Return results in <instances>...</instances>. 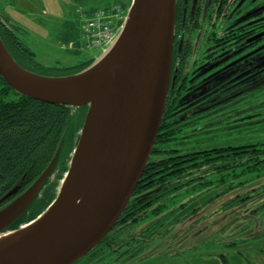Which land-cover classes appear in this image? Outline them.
Wrapping results in <instances>:
<instances>
[{
	"label": "water",
	"instance_id": "95a60500",
	"mask_svg": "<svg viewBox=\"0 0 264 264\" xmlns=\"http://www.w3.org/2000/svg\"><path fill=\"white\" fill-rule=\"evenodd\" d=\"M175 3L131 0L102 54L68 75H40L21 67L0 38V76L14 91L50 104L87 106L68 168L48 206L32 220L8 229L33 201L59 147L38 179L0 208L3 234L30 223L53 205L34 231L0 248V264H72L100 242L119 218L143 173L163 117ZM86 89L95 92V104L80 98ZM68 173L73 177L63 193ZM16 190L10 189L0 202Z\"/></svg>",
	"mask_w": 264,
	"mask_h": 264
},
{
	"label": "flooded vegetation",
	"instance_id": "af4514ba",
	"mask_svg": "<svg viewBox=\"0 0 264 264\" xmlns=\"http://www.w3.org/2000/svg\"><path fill=\"white\" fill-rule=\"evenodd\" d=\"M263 45L264 0H176L167 92L169 103L166 107V116L173 124L171 128L180 130L179 134L185 138L201 132L206 127L198 125L200 119L212 116L221 108L220 105L235 102L234 98L245 96L247 92L250 96L252 90L262 88ZM57 175L58 169L52 171L44 187L53 184ZM209 187H205L206 191L214 188ZM16 189L2 202L7 204L23 192L20 185ZM160 189L161 186H154L134 197L133 192L121 215L100 242L72 264H127L137 257L140 260L142 254L149 257L167 249L169 252L165 254L174 256L176 251L170 252L171 249L179 248L180 251L184 243L194 241L183 252L196 251L202 247L203 239L214 235L217 242L222 241L226 248H233L232 254L242 255L244 261L240 264H257L238 249L244 245H234L236 240L232 238L238 230L230 232L233 234L225 239L223 236L226 234L219 235L221 229L229 224L230 213L224 212L232 208L230 199L220 208L208 212L212 216L211 221L195 215L201 206L221 194L200 201L203 188L179 201L169 198L161 212L150 214L164 200L146 206L151 199L145 197L158 195ZM256 235H261V232L253 231L252 236ZM219 236H222L220 240ZM210 254L217 258L220 256V264H226L224 255L212 250ZM260 254L264 264V253Z\"/></svg>",
	"mask_w": 264,
	"mask_h": 264
},
{
	"label": "trees",
	"instance_id": "16d2710c",
	"mask_svg": "<svg viewBox=\"0 0 264 264\" xmlns=\"http://www.w3.org/2000/svg\"><path fill=\"white\" fill-rule=\"evenodd\" d=\"M130 2L131 0H128V7ZM19 30L17 25L0 13V38L5 48L21 67L29 71L40 75L63 76L80 71L93 60L91 58L69 67L44 66L35 60L33 52L19 37ZM167 98L151 154L133 197L154 186H161L160 191L157 192L158 195L152 194L145 197V199H151L146 206H152L158 200H164L150 212V214H158L163 210L165 201L169 198L178 199L188 191L195 193L201 188H203L201 192L203 193L206 191L205 187L209 185V188L221 187L219 189L221 192L217 194H226L237 188L253 183L258 184L262 181L246 193L235 195L230 201L232 205H246V208L249 207L247 203H250L252 198L264 195V142L180 152L178 148L171 145L178 139L180 130L176 131L175 128H171L173 124H170L166 116V107L169 103ZM86 110V105L74 108L20 95L0 76V198L18 185L21 186L20 191L26 190L48 167L59 147L56 160L33 201L8 229H15L32 220L55 197L59 181L68 168L70 155L77 142ZM190 136L193 135L187 137ZM56 169H58L56 181L45 188V181ZM211 198L213 197L207 200ZM4 204L5 201L0 202V207L8 203ZM249 212L254 216H248L249 221L241 229L243 232L246 229L256 231L254 226L260 220L258 214H264V198ZM240 231L238 230V233ZM262 235L264 233H261V236L237 239L234 245L243 246L249 240L262 237ZM249 247L252 251L251 257L255 256L254 252L264 253V246L255 245L253 247L250 244Z\"/></svg>",
	"mask_w": 264,
	"mask_h": 264
},
{
	"label": "rangeland",
	"instance_id": "374dc122",
	"mask_svg": "<svg viewBox=\"0 0 264 264\" xmlns=\"http://www.w3.org/2000/svg\"><path fill=\"white\" fill-rule=\"evenodd\" d=\"M114 4L120 5L124 9V13L127 11L128 0H0V13L20 28L19 37L33 52L37 62L48 67L54 65L69 67L88 61L91 58H97L102 54L104 48V46H87L83 29L85 18L82 17V14L89 12L91 9L111 8ZM248 93L245 96L240 95L234 98L235 102L223 106L220 105L221 108L212 116L200 119L198 125H205L206 127L201 132L197 131L193 136L183 139L182 134H178V139L171 145L178 148L180 152H186L204 148L263 143L264 86L254 91L252 90L250 96H248ZM260 183L262 181L258 182V184ZM258 184L253 183L219 195L201 206L195 217L204 216L207 217L208 221H211L212 216L208 212L220 208L224 202L229 199L233 200L235 195H242ZM220 188L214 187L203 192L199 197L200 201H206L207 198L214 197L215 194L221 192ZM192 194V191H188L187 194L179 196L178 199L181 200L185 196L189 197ZM262 198H264V195L252 198V201L247 203L248 208H246V205L238 204L232 205V208L226 210L224 213H230L229 224L221 229L222 233L219 235L223 236V234H226L223 236L225 239V237L237 232L233 230L240 231L243 229L249 221L248 216H254L249 211ZM178 199L176 198V200ZM258 216L260 220L258 219L259 221L256 222L254 230H256V233H264V214H258ZM248 231V229L244 230V232L241 230L235 234L236 236L232 240L247 239L253 234V231L249 233ZM222 236H219V240ZM203 242L202 247L199 246L196 251L183 252L185 248L194 244V241H189V243L183 244L182 251H179V248L171 249L170 252L176 251L173 254L174 256L165 254L169 252L168 249L167 251L160 250L149 257L145 256L146 254H142L140 255V260L137 257L127 264H220L221 257L217 258L214 256L215 254L211 255V250L214 253L218 252L219 255H224L226 264H240L243 260L241 254H232V247L226 248L223 246L222 241L217 242L216 235L212 238L203 239ZM250 244L253 247L255 245L264 246V235L249 240V242L244 244L243 248H238L248 259L253 260L257 264H262L263 255L259 252H254L255 256H250L252 252L249 250Z\"/></svg>",
	"mask_w": 264,
	"mask_h": 264
},
{
	"label": "built area",
	"instance_id": "2783aa9c",
	"mask_svg": "<svg viewBox=\"0 0 264 264\" xmlns=\"http://www.w3.org/2000/svg\"><path fill=\"white\" fill-rule=\"evenodd\" d=\"M82 17L85 18L83 29L87 46L97 47L105 46L113 39L125 13L120 5L114 4L111 8L91 9L83 13Z\"/></svg>",
	"mask_w": 264,
	"mask_h": 264
},
{
	"label": "bare ground",
	"instance_id": "6f19581e",
	"mask_svg": "<svg viewBox=\"0 0 264 264\" xmlns=\"http://www.w3.org/2000/svg\"><path fill=\"white\" fill-rule=\"evenodd\" d=\"M83 98L85 100H88L89 102H92L93 104H95L96 102V94L93 90H88L86 89L84 92H82L80 94V98ZM136 141L134 142V146L132 148V154L131 156H133L134 152H135V146H136ZM80 151V149L77 151V153ZM73 174L68 173L66 175V178L64 180L63 183V193H65L69 187V182L72 179ZM53 205L49 208V210L44 213L43 215H41L40 217L36 218L35 220L31 221L30 223H27L25 225H22L20 228L11 231V232H7V233H3L0 234V248L4 247L7 244H11L14 241H17L23 237H25L26 235H28L29 233H31L32 231H34L38 225H40L43 221V219H45L52 211Z\"/></svg>",
	"mask_w": 264,
	"mask_h": 264
}]
</instances>
